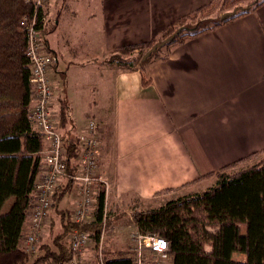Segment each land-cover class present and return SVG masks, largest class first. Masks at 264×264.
I'll use <instances>...</instances> for the list:
<instances>
[{"label": "crops", "instance_id": "crops-1", "mask_svg": "<svg viewBox=\"0 0 264 264\" xmlns=\"http://www.w3.org/2000/svg\"><path fill=\"white\" fill-rule=\"evenodd\" d=\"M213 1H46L52 111L59 127L61 104L69 107L63 140L78 138L88 119L103 125L98 172L109 185L106 206L148 205L166 189L196 192L210 180L201 177L264 156V4L174 48L152 66L148 87L140 71L106 63L110 51L150 41ZM79 198L74 184L49 217L60 222L58 212L67 210L72 218ZM124 213L114 214L105 239L127 240L132 217Z\"/></svg>", "mask_w": 264, "mask_h": 264}, {"label": "trees", "instance_id": "trees-1", "mask_svg": "<svg viewBox=\"0 0 264 264\" xmlns=\"http://www.w3.org/2000/svg\"><path fill=\"white\" fill-rule=\"evenodd\" d=\"M263 4L264 0H215L172 22L150 41L110 51L106 63L140 71L143 85L148 87L152 84V66L167 60L174 48L242 18ZM45 19V8L35 2L0 0V211L14 198L10 210L0 215V264L67 263L74 256L68 243L74 232L92 234L93 262H97L101 235L113 224L105 217L106 194L101 185L96 191L94 221L77 223L67 210L59 211L62 231L51 238L54 249L46 242L35 257H29L21 246L33 203V185L44 170L42 152L46 148L44 135L29 116L35 97L26 49L29 29L34 26L47 43L46 37L52 31ZM198 21H203L200 30L183 32L147 63H141L143 55L157 42ZM68 109L61 104L59 128L69 120ZM64 148L67 175L72 176L78 169V138H64ZM203 179L214 180L206 190L179 195L155 208L134 207L131 216L137 229L168 240L169 264H264V156L252 154ZM65 181L54 197L55 210L74 185L70 178ZM171 192L177 190L166 189L160 194ZM239 226L246 227L243 235L238 233ZM102 252L105 264H132L128 251L113 255L103 248ZM235 253L245 255V260H235Z\"/></svg>", "mask_w": 264, "mask_h": 264}, {"label": "built area", "instance_id": "built-area-1", "mask_svg": "<svg viewBox=\"0 0 264 264\" xmlns=\"http://www.w3.org/2000/svg\"><path fill=\"white\" fill-rule=\"evenodd\" d=\"M47 0H25L45 7ZM46 22V19L45 21ZM35 23V22H34ZM26 55L31 62L32 87L34 102L29 116L35 128L44 135L48 145L44 149V170L33 185V203L29 210L28 225L21 246L29 257H35L44 240L46 220L54 206V197L62 185V180L70 178L73 184L80 187V198L76 204L72 219L77 223H90L95 216L97 197L94 188L103 185L105 194L109 190L106 179L99 174V160L102 148L103 125L95 119H88L85 128L79 135L80 153L76 159L77 172L67 175V166L63 160L65 153L64 140L59 132L58 122L52 111L54 87L49 77L55 58L48 52L42 32L31 27L28 33ZM108 210L105 209V217ZM105 230L100 238V250L97 262H88L84 255L93 243L90 232H74L69 235L68 243L74 256L64 264H105L103 242ZM131 248L129 254L132 264H168L169 242L166 238L153 234H143L135 229L130 234Z\"/></svg>", "mask_w": 264, "mask_h": 264}, {"label": "rangeland", "instance_id": "rangeland-1", "mask_svg": "<svg viewBox=\"0 0 264 264\" xmlns=\"http://www.w3.org/2000/svg\"><path fill=\"white\" fill-rule=\"evenodd\" d=\"M246 7L247 6L245 5L242 8H246ZM98 19H99V16L96 14L94 16V20H93L94 25L98 24ZM46 21H47V18H46ZM195 24H189V25H195ZM213 181H214L213 179L205 181L203 184H201V186H198L195 188V189H198V190H196V192L206 190L208 187H210L212 185ZM191 189H193V188H191ZM189 192H192V191L188 190V191H180V192H171L168 194H160L161 196H158V198H156L153 202H148V205H142V203H141L140 206L136 204V206H134V207L140 208V209H149V208L159 207L160 205L164 204L167 200H169L171 198L178 197L179 195H183V194L189 193ZM126 200H129V199L127 198ZM13 203H14V198L9 199L6 202V204L4 205V207L1 209L0 215L7 213L10 210ZM106 207L108 210L107 216L111 220H113L114 214H116V213H121L120 215H122V217L124 219L128 218L126 216V213H124V212L129 211V213H130L129 216H131L132 215L131 210L134 208V207H132V208L127 209V205H126L124 208H122V211H121L120 209L114 208L110 205H107ZM111 213H112V216H111ZM126 226L129 227V229L127 230V236H126L127 240H124L125 238L123 239L124 235L123 236L121 235L120 237H118V239H117V237H112V233H110L108 238L107 237H106V239L104 238L103 247L107 248L108 249L107 251H109V253L115 255V254H118L119 252H123V251L129 252V249L131 248L130 234L133 230L137 229V226H136L135 222L133 221V219L129 220V223H126ZM43 227H44L43 243L48 242L51 245L50 247L54 249L51 238L54 236V233L56 236L62 231L61 224L56 218L49 217L46 220ZM60 229H61V231H60ZM245 231H246L245 226H239L238 227V233L239 234L243 235L245 233ZM26 232H27V230H26ZM92 247H93V244H91L89 249L87 250V255H88L87 260H89L88 262H91V260L93 258ZM207 249H209V247H207ZM233 258L237 261H244L246 256L243 254L235 253L233 255Z\"/></svg>", "mask_w": 264, "mask_h": 264}, {"label": "water", "instance_id": "water-1", "mask_svg": "<svg viewBox=\"0 0 264 264\" xmlns=\"http://www.w3.org/2000/svg\"><path fill=\"white\" fill-rule=\"evenodd\" d=\"M202 25H203V21H198L195 25H187V26H183V27L179 28L173 35H171L167 39H164L162 41H159L155 45H153V47L150 50H148L143 55V57L141 59V63L142 64L147 63L150 59L153 58V56H155L163 48H165L166 46H168L169 44H171L183 32H186V33H195L198 30H200V28L202 27Z\"/></svg>", "mask_w": 264, "mask_h": 264}]
</instances>
